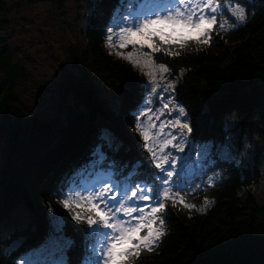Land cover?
Wrapping results in <instances>:
<instances>
[{"label": "trees", "instance_id": "1", "mask_svg": "<svg viewBox=\"0 0 264 264\" xmlns=\"http://www.w3.org/2000/svg\"><path fill=\"white\" fill-rule=\"evenodd\" d=\"M97 2L101 8L95 7L91 14L86 45L71 49L73 66L87 74L90 87L61 94L76 103V108L69 106L66 122L25 108L16 83L29 76L28 68L0 49V69L5 72L0 84V248L23 239L17 248L0 255V264H16L24 254L44 244L50 212L62 219V231L74 241L67 250L68 264H79L85 255L83 234L77 232L81 226L58 206L56 191L75 181L74 174L92 177L99 173L93 164V148L105 130L120 141L111 149L119 154L118 166L129 167L142 151L130 140L132 101L126 100L115 110L95 83L98 77L101 83L123 86L142 78L104 44L105 22L110 21L119 0ZM3 3L0 0V9ZM248 9L246 24L227 32L218 30L211 46L176 48L181 55L174 58L156 56L176 75L183 71L175 96L190 115L196 141L218 143L222 135L225 138L229 114L237 116L243 129L252 128L256 119L264 116V0H248ZM255 162L259 163L257 157ZM210 168L215 172L208 170L207 176L222 175L224 181L189 202L199 207L207 196L212 206L191 216L186 210L170 207L166 236L154 251L143 252L135 264H264V203L249 189L259 180L257 169L222 159ZM19 208L29 210L30 225L3 237V224Z\"/></svg>", "mask_w": 264, "mask_h": 264}, {"label": "snow or ice", "instance_id": "2", "mask_svg": "<svg viewBox=\"0 0 264 264\" xmlns=\"http://www.w3.org/2000/svg\"><path fill=\"white\" fill-rule=\"evenodd\" d=\"M95 7L101 8V3ZM248 10V0H119L110 13L103 34L105 47L114 49L111 54L142 77L118 89L119 95L110 97L111 105L119 110L126 100L132 101L130 140L142 151L129 167L118 166L119 154L111 152L113 141L106 133L93 148V164L103 177L88 186L73 181L56 191L58 206L81 226L77 232L83 234L85 255L79 264H135L143 252L154 251L166 236L170 207L186 210L191 216L212 206L207 196L199 207L189 201L216 187L214 176L208 177L204 187L189 183L178 163L196 167L213 163L226 152H234L235 141L223 135L219 143L192 140L195 126L185 106L175 98L179 78L169 80V67L157 64L155 57H179L181 52L176 48L211 46L214 36L220 34L218 30L227 32L246 24ZM225 16L234 20L229 29L225 28ZM129 48L133 50L126 52ZM89 87L87 74L69 64L41 91L59 95L68 89L83 91ZM154 103L160 107H153ZM165 116L168 119H162ZM173 150L182 155H174ZM209 171L215 172V168ZM51 243L54 252H64L74 241L53 225ZM22 264L67 262L22 260Z\"/></svg>", "mask_w": 264, "mask_h": 264}, {"label": "rangeland", "instance_id": "3", "mask_svg": "<svg viewBox=\"0 0 264 264\" xmlns=\"http://www.w3.org/2000/svg\"><path fill=\"white\" fill-rule=\"evenodd\" d=\"M97 1L3 0V9H0V49L4 48L15 61L22 62L28 68L29 76L25 80L17 81L16 85L17 94L29 112L50 115L66 122L69 106L76 108L72 97L65 99L61 94H49L41 89L47 87L55 73L62 67L69 64L74 65L71 49L74 46L82 48L86 45L85 32ZM132 50L129 48L125 51ZM114 51V49L109 50L110 53ZM155 60L157 64L160 63L157 57ZM170 71L169 80L180 77L171 69ZM4 78L5 72L0 69V84ZM95 83L100 87L102 95L109 98L118 96L119 93L112 89L110 84L101 83L98 77L95 78ZM153 107L159 108L160 105L154 103ZM162 119L166 120L168 117L165 116ZM226 125L230 128V133L225 139H233L235 141L233 148L236 150L232 153L226 152L224 158L235 160L248 168L257 169L259 180L249 189L260 203H264V116L258 117L252 128L243 129V126H239L237 116L231 114L226 118ZM106 133L111 137L113 146H119L120 141L112 133L105 130L102 136ZM192 140L197 143L208 142L195 141L193 138ZM173 154L182 155L175 150ZM256 157L259 160L258 164L255 162ZM204 166L196 167L190 163L186 166L183 161L178 163V169H184L185 180L202 170ZM81 184L86 185V179L82 180ZM49 216L51 217V232L46 241L40 248L27 254L23 260L51 262L62 259L67 262L66 251L54 252L51 243L53 225H58L62 235L69 239L62 231V219L53 212H50ZM31 220L29 210L19 208L5 221L1 235L5 237L16 230H26ZM19 244V238L12 240L8 246L0 248V255H6ZM19 264H22V260Z\"/></svg>", "mask_w": 264, "mask_h": 264}, {"label": "water", "instance_id": "4", "mask_svg": "<svg viewBox=\"0 0 264 264\" xmlns=\"http://www.w3.org/2000/svg\"><path fill=\"white\" fill-rule=\"evenodd\" d=\"M110 85H111L115 90H118V89H121V88H122V85H117V84L114 83V82L110 83Z\"/></svg>", "mask_w": 264, "mask_h": 264}]
</instances>
